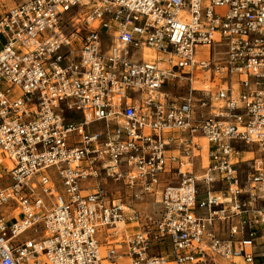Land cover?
I'll return each instance as SVG.
<instances>
[{
	"label": "built area",
	"instance_id": "obj_1",
	"mask_svg": "<svg viewBox=\"0 0 264 264\" xmlns=\"http://www.w3.org/2000/svg\"><path fill=\"white\" fill-rule=\"evenodd\" d=\"M0 7V264H264V0Z\"/></svg>",
	"mask_w": 264,
	"mask_h": 264
},
{
	"label": "rangeland",
	"instance_id": "obj_2",
	"mask_svg": "<svg viewBox=\"0 0 264 264\" xmlns=\"http://www.w3.org/2000/svg\"><path fill=\"white\" fill-rule=\"evenodd\" d=\"M4 9H2L0 7V11H3ZM72 13H68L64 15V21H68V19L71 17ZM109 48V41L104 38L103 43H102V49L103 51H106ZM197 85H200L197 84ZM166 90L170 91L172 90L171 87L167 86ZM88 130L90 131H97V130H103V124L101 123H94L91 126L88 127ZM205 141L203 139H199V143L203 146L204 148V152H203V157L205 156V150H206V146L207 144L204 143ZM255 157H258V154L256 153L254 155ZM248 158H252V156H248ZM204 162H206L205 158H204ZM204 165H206L204 163ZM201 167L200 165L196 166V170L197 171H201L200 170ZM46 175H48L50 177V179L52 180V182L58 183V177L56 175V173L52 170L50 172H47ZM164 177V176H163ZM163 179H165V181L163 182H176L175 177L172 175V173L169 176H165ZM167 180V181H166ZM112 183L109 181V183L105 186V188L107 189V192L110 195H114L113 192L115 191V186L111 185ZM167 183H163L160 188H159V193L162 191L163 187L166 185ZM113 186V187H112ZM158 193V195L156 196H148V197H144V199H142V201L137 202L138 204V208L141 211H145L147 213H149L151 216H158L159 212H160V194ZM117 195H114L113 197H116ZM130 198L128 197L127 199H125L124 201H129ZM33 236V230L29 231L28 233H26L24 236H22L21 238H29ZM119 251V250H118ZM122 251V250H121ZM216 264H226L224 261H222V259H220L219 257H216L215 259ZM118 264H122V262H117Z\"/></svg>",
	"mask_w": 264,
	"mask_h": 264
},
{
	"label": "bare ground",
	"instance_id": "obj_3",
	"mask_svg": "<svg viewBox=\"0 0 264 264\" xmlns=\"http://www.w3.org/2000/svg\"><path fill=\"white\" fill-rule=\"evenodd\" d=\"M205 142V144H208V142L205 140V139H203ZM206 147L205 148H207V145H205ZM248 156H252V158L254 157V155H248ZM205 164H206V162H205ZM123 264V263H122Z\"/></svg>",
	"mask_w": 264,
	"mask_h": 264
},
{
	"label": "crops",
	"instance_id": "obj_4",
	"mask_svg": "<svg viewBox=\"0 0 264 264\" xmlns=\"http://www.w3.org/2000/svg\"><path fill=\"white\" fill-rule=\"evenodd\" d=\"M116 249L121 251L122 250V247L121 246H116Z\"/></svg>",
	"mask_w": 264,
	"mask_h": 264
}]
</instances>
